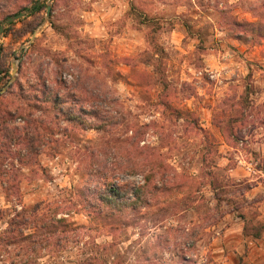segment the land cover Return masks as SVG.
<instances>
[{
  "label": "rangeland",
  "instance_id": "obj_1",
  "mask_svg": "<svg viewBox=\"0 0 264 264\" xmlns=\"http://www.w3.org/2000/svg\"><path fill=\"white\" fill-rule=\"evenodd\" d=\"M34 1L0 0V25ZM38 1L0 34V93L19 78L15 94L54 91L67 108L81 94L72 84L80 74L87 92L107 99L95 108L125 121L106 133L61 131L66 147L40 156L44 174L22 169V204L62 201L69 215L59 216L75 228L59 257L45 252L28 264H264V0ZM127 137L150 146L163 170L139 192L149 203L129 207L109 231L74 187L94 147ZM119 143L127 149L119 153H137ZM112 150L101 157L108 168L121 157ZM119 180L133 198L142 177ZM6 208L0 194V230ZM7 250L0 264H19L18 249Z\"/></svg>",
  "mask_w": 264,
  "mask_h": 264
},
{
  "label": "trees",
  "instance_id": "obj_2",
  "mask_svg": "<svg viewBox=\"0 0 264 264\" xmlns=\"http://www.w3.org/2000/svg\"><path fill=\"white\" fill-rule=\"evenodd\" d=\"M2 73L0 66V82L3 80ZM37 80L41 81L39 75ZM72 84L81 94L77 99L72 100L67 108L63 106L65 100L61 101L60 95L54 91L49 95L47 91L41 92V96L15 94L14 88H23L19 78L0 93V194L9 204V208L4 210L9 214L6 227L0 230V250L9 252L7 248L18 249L11 262L15 260L19 264L35 262L31 259L42 257L44 256L42 253L45 252L49 257L57 258L66 246H64V242H67L65 235L75 231L67 217L59 216V214L69 215L67 211L70 207L62 206V201L46 199L34 205L22 204L19 189L22 169H26L25 175L30 172L32 176L44 174L40 166V156L47 153L50 157H57L66 147V143L56 137V134L61 131L66 133L70 130L93 129L106 133L124 125L125 119L117 109L111 114L110 111L95 108L97 103L99 104L97 106L107 105V99L100 93L87 92L82 75H77ZM27 86L29 89H35L31 84ZM41 86L44 85L41 84ZM110 101L116 106L120 102L119 97ZM86 104L91 108H87ZM88 115H91L92 120L87 122L85 118ZM144 126L149 127L148 124ZM136 133L138 134L137 130ZM140 134H143V131ZM119 142L123 146L129 144L128 147L136 144L137 153L133 155L129 152L119 153L118 147H122L119 146ZM119 142L109 144L106 141L103 149H99V146L90 151L89 159L84 158L87 162L85 161L82 180L79 187H74L73 193L79 205L86 209L87 216L91 220L101 221L103 226L109 228V231L118 229V226L122 224V215L129 207L135 210L137 206L149 203L147 199H140L139 192L142 188L149 190L153 188L154 186L150 187V184L154 182L159 169L163 170L161 164L148 153L151 147L145 143L139 145L136 137H127ZM122 148L121 150L127 151L126 148ZM110 149H113V155L119 153L117 156L121 157L111 164L113 167L108 168L101 157ZM79 152L80 150H77L78 155ZM119 174L142 177L141 184L133 188L135 193L133 198L126 196L128 184L120 183ZM160 174L162 176H160V184L166 185L164 172ZM80 189L87 190V193H83L82 196L78 193ZM71 200L72 198L68 199V202L71 203ZM80 264L83 263L80 262Z\"/></svg>",
  "mask_w": 264,
  "mask_h": 264
},
{
  "label": "water",
  "instance_id": "obj_3",
  "mask_svg": "<svg viewBox=\"0 0 264 264\" xmlns=\"http://www.w3.org/2000/svg\"><path fill=\"white\" fill-rule=\"evenodd\" d=\"M40 1L38 0H35L31 6L25 8L23 11L17 13V14H14V15H11V16H8L7 18H5V20L1 23L0 25V34L2 33L4 27L6 25H8L9 23L11 22H14L22 17H25L29 14H31L39 5H40ZM49 7L47 8V13H49ZM11 83V81L9 82Z\"/></svg>",
  "mask_w": 264,
  "mask_h": 264
}]
</instances>
